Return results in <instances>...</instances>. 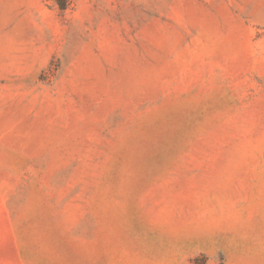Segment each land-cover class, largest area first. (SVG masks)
I'll use <instances>...</instances> for the list:
<instances>
[{"label":"rangeland","instance_id":"rangeland-1","mask_svg":"<svg viewBox=\"0 0 264 264\" xmlns=\"http://www.w3.org/2000/svg\"><path fill=\"white\" fill-rule=\"evenodd\" d=\"M0 264H264V0H0Z\"/></svg>","mask_w":264,"mask_h":264},{"label":"trees","instance_id":"trees-1","mask_svg":"<svg viewBox=\"0 0 264 264\" xmlns=\"http://www.w3.org/2000/svg\"><path fill=\"white\" fill-rule=\"evenodd\" d=\"M58 1V5L60 6V8H65L66 7V0H57Z\"/></svg>","mask_w":264,"mask_h":264}]
</instances>
